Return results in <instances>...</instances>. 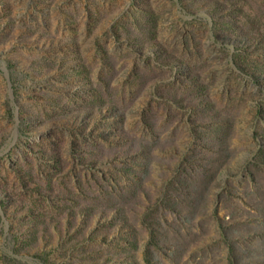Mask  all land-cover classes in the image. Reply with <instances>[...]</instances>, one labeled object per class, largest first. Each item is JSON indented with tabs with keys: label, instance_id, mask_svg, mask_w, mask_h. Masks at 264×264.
Masks as SVG:
<instances>
[{
	"label": "rangeland",
	"instance_id": "1",
	"mask_svg": "<svg viewBox=\"0 0 264 264\" xmlns=\"http://www.w3.org/2000/svg\"><path fill=\"white\" fill-rule=\"evenodd\" d=\"M0 264H264V0H0Z\"/></svg>",
	"mask_w": 264,
	"mask_h": 264
}]
</instances>
